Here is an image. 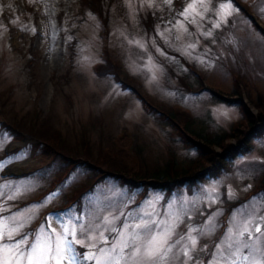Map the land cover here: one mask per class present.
I'll return each mask as SVG.
<instances>
[{
  "label": "rangeland",
  "instance_id": "374dc122",
  "mask_svg": "<svg viewBox=\"0 0 264 264\" xmlns=\"http://www.w3.org/2000/svg\"><path fill=\"white\" fill-rule=\"evenodd\" d=\"M85 1L0 0V219L9 227L22 222L30 236L68 225L86 244L88 236L103 233L106 239L97 240L92 249L99 256L97 250L110 248L124 223L138 222L146 212L158 214L153 219L179 215L184 222L179 232L188 227L214 229L197 237V248L210 249L201 259L211 260L216 255L213 245L223 241L234 217L264 214V194L252 193L264 171V134L224 173L155 187L101 177L98 170L104 168L96 164L98 168L86 169L59 163L25 133L14 138L6 127H11L8 116H47L68 143L87 141L94 154L109 145L123 146L128 168H136L143 155L149 164L163 165L173 160L169 156L186 162L195 151L183 144L165 118L148 112L134 92L156 106L186 112L195 130L210 135L228 133L242 116L235 103L217 100L202 88L229 98L241 93L252 115L264 114V37L235 4L264 30V0H231L236 11L223 21L216 13L227 0H206L208 11L196 24L178 15L192 0L105 1V37L102 19ZM209 31L211 35L203 34ZM104 45L121 67L119 79L125 78L131 89H123L111 75L94 73ZM225 142L235 145L234 138ZM235 201L238 204L229 210ZM113 227L117 233L108 231ZM120 264L133 262L126 256Z\"/></svg>",
  "mask_w": 264,
  "mask_h": 264
},
{
  "label": "snow or ice",
  "instance_id": "6c2138e0",
  "mask_svg": "<svg viewBox=\"0 0 264 264\" xmlns=\"http://www.w3.org/2000/svg\"><path fill=\"white\" fill-rule=\"evenodd\" d=\"M165 2L170 4L172 0ZM149 6H152L151 2ZM207 11L206 0H192L178 15L186 22L196 24L197 17L202 19ZM233 11L236 9L231 0H227L219 4L216 15L223 21ZM176 23L187 31L183 23ZM214 26L219 27L220 22ZM203 34L211 35V32ZM189 47L194 48L195 45ZM154 215L158 214L146 212L138 222L124 223L123 230L118 233L116 228H109L108 231L117 233L118 239L113 237L110 248L98 249L99 256L92 249L97 240L106 239L103 233L99 237L88 236L86 244L85 240L76 238V229L68 225L62 226V231L56 228H50V232L36 230L30 236L22 222L9 227L0 219V264H84L93 260L120 264L126 256L133 264H173L176 261L178 264H264V214L248 213L239 220L234 217L235 223L227 230L223 241L213 245L216 248L215 258L207 261L201 257L210 249L207 245L197 248V237L208 235L214 229L207 226L199 229L188 227L185 232H179L177 229L184 223L179 215L169 219H153ZM12 219L15 221L18 218L13 216ZM105 221L111 222L107 217ZM77 245L88 251H78Z\"/></svg>",
  "mask_w": 264,
  "mask_h": 264
},
{
  "label": "trees",
  "instance_id": "16d2710c",
  "mask_svg": "<svg viewBox=\"0 0 264 264\" xmlns=\"http://www.w3.org/2000/svg\"><path fill=\"white\" fill-rule=\"evenodd\" d=\"M105 1L109 4L117 0L85 1L87 8L93 10L99 18L102 19L100 22H102V28L105 29L103 31L104 37L107 35L108 30V27H106L107 14L102 10ZM235 4L249 19L252 27L264 37V30L257 24L250 13L247 11L245 12L238 3L235 2ZM145 26H147V23H145ZM104 40L106 39L104 38ZM93 68L97 76L102 77L111 75L120 83L123 89H131L128 84L125 83V78H123V80L119 79L120 77L118 76L120 75L121 67L111 58L107 46L104 45L103 47L102 61L97 63ZM234 89L235 91L237 90L236 86ZM202 90L208 91L211 96L217 100H222L230 104L235 103L238 107L242 120L234 123L228 133H215L210 135L202 131H197L193 127V119L186 114V112L171 109L170 107L164 108L156 106L138 92H134L143 102L142 105L144 104L148 112H155L158 115L160 114L161 118H165L166 121L175 128L176 135L180 136L183 144L195 151V156L189 158L186 162L175 161L173 156H169L170 159L173 160L167 159L163 165L155 164L154 162L149 164L143 155V157H140V161L136 165V168H128L124 160V152H126V150H122L124 148L123 146L115 148L114 145H109L105 150L99 147L101 150H98V152L94 154L90 149L91 144L88 146L87 141L81 140L80 142H76V144L68 143L60 136V133L53 128L47 116H36L33 119L27 118L28 120L26 117L18 118L13 115L8 116L9 125L11 127H6L10 131V134L14 135L16 139L22 138L25 133L37 140L35 145H39L41 151L45 154L57 158L59 163H65L71 167L75 165L82 166L86 169L98 168L94 166L95 164L103 167V170H98L99 173H101V177L109 175L120 179L121 182L127 183L128 185H141L143 183L154 185L155 187H164L171 184L182 185L196 180L207 179L208 177H215L228 171L234 159L248 153L251 150L252 142L264 134V114L257 112L256 115H252V113L244 107L241 93H238L237 98H229L227 95L221 94L213 89L202 88ZM4 124L5 123H3V125ZM247 135H249V138ZM123 136L124 135H121L119 138L125 140V136ZM227 138H234L235 145L231 146L226 143L225 140ZM99 144H101L100 141ZM212 147H218L219 151H215ZM132 153L136 156L137 150L134 149ZM136 158L138 161V157ZM154 179L161 180V182H154ZM256 182L252 193L256 195L260 191L264 194V171L258 176ZM237 204L238 201L232 202L229 204L228 209L230 210ZM84 264L89 263L85 261Z\"/></svg>",
  "mask_w": 264,
  "mask_h": 264
}]
</instances>
